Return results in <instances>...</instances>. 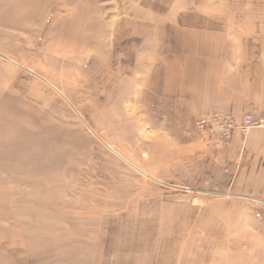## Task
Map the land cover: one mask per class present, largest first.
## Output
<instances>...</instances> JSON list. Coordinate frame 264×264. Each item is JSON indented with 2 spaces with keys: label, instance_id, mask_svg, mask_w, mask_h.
<instances>
[{
  "label": "rangeland",
  "instance_id": "1",
  "mask_svg": "<svg viewBox=\"0 0 264 264\" xmlns=\"http://www.w3.org/2000/svg\"><path fill=\"white\" fill-rule=\"evenodd\" d=\"M254 28L264 0H0V264H264V198L164 99L190 32Z\"/></svg>",
  "mask_w": 264,
  "mask_h": 264
},
{
  "label": "crops",
  "instance_id": "2",
  "mask_svg": "<svg viewBox=\"0 0 264 264\" xmlns=\"http://www.w3.org/2000/svg\"><path fill=\"white\" fill-rule=\"evenodd\" d=\"M189 35L192 40L181 45L175 58L165 102L194 125L202 118H232L236 128L227 141L218 132L196 140L215 171L233 176L228 193L264 198V128L245 134L239 129L245 113L264 112V33L254 28L245 36L228 30ZM246 36L254 37L250 41ZM108 264H117L116 256Z\"/></svg>",
  "mask_w": 264,
  "mask_h": 264
},
{
  "label": "built area",
  "instance_id": "3",
  "mask_svg": "<svg viewBox=\"0 0 264 264\" xmlns=\"http://www.w3.org/2000/svg\"><path fill=\"white\" fill-rule=\"evenodd\" d=\"M236 128L235 123L230 117H213L202 118L196 121L195 129L202 135L218 132L222 142L227 141L233 130ZM264 128V112L259 114L245 113L241 124L240 131L245 134L250 129Z\"/></svg>",
  "mask_w": 264,
  "mask_h": 264
}]
</instances>
